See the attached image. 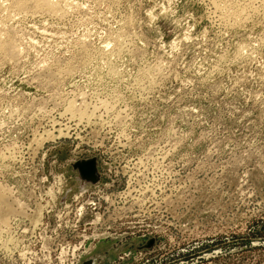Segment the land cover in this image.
I'll list each match as a JSON object with an SVG mask.
<instances>
[{"label": "rangeland", "instance_id": "rangeland-1", "mask_svg": "<svg viewBox=\"0 0 264 264\" xmlns=\"http://www.w3.org/2000/svg\"><path fill=\"white\" fill-rule=\"evenodd\" d=\"M16 1L0 264H264V0Z\"/></svg>", "mask_w": 264, "mask_h": 264}, {"label": "water", "instance_id": "water-1", "mask_svg": "<svg viewBox=\"0 0 264 264\" xmlns=\"http://www.w3.org/2000/svg\"><path fill=\"white\" fill-rule=\"evenodd\" d=\"M72 167L78 170L82 180L95 183L99 178L95 157L81 158L72 163ZM90 260H84L81 264H90Z\"/></svg>", "mask_w": 264, "mask_h": 264}, {"label": "bare ground", "instance_id": "bare-ground-1", "mask_svg": "<svg viewBox=\"0 0 264 264\" xmlns=\"http://www.w3.org/2000/svg\"><path fill=\"white\" fill-rule=\"evenodd\" d=\"M16 1V0H15ZM28 1L30 2H32L33 4V6H36V7H38V6H44L45 5V7L47 6L49 9H50V7L49 6H51L52 4H51V2H53L52 0L50 1V0H27V3H28ZM71 1V0H70ZM26 2V1H25ZM25 2H24V0H17L16 2H14L15 4L17 3V6H16V8L18 7V8H22V7H25L26 6V4H25ZM12 3V2H11ZM216 4V3H215ZM240 5V4H239ZM1 6V5H0ZM54 6V5H53ZM53 6H51V9H52V7ZM57 6V5H56ZM55 6V7H56ZM215 7V6H214ZM217 7V6H216ZM27 9V8H26ZM30 9V8H29ZM35 9V8H34ZM231 9V8H230ZM16 10V9H15ZM22 10V9H21ZM39 10V9H38ZM56 10V9H55ZM59 10V9H58ZM218 10V9H217ZM23 11V10H22ZM34 11V10H33ZM53 11V10H52ZM51 11V12H52ZM230 11V10H229ZM232 11V10H231ZM16 12V11H15ZM226 12V11H225ZM19 13V12H18ZM64 13V12H63ZM17 14V13H16ZM233 14V13H232ZM47 15V14H46ZM59 15V14H58ZM55 16V15H54ZM60 16V15H59ZM7 17V16H6ZM228 18V17H227ZM232 21V20H231ZM241 21V20H240ZM237 22V21H236ZM238 23V22H237ZM4 40V39H3ZM1 42H3V41H1ZM12 42V41H11ZM3 43H5V42H3ZM7 43V42H6ZM9 43H10V41H9ZM0 44H2V43H0ZM6 45V44H5ZM9 46H8V52L11 54V53H14L13 52V47L12 46H10L11 44H8ZM3 46V45H2ZM7 46V45H6ZM1 47V46H0ZM3 48V47H2ZM1 49V48H0ZM5 49V48H4ZM4 49H2V52H3V50ZM6 51V50H5ZM7 52V51H6ZM5 52V53H6ZM7 52V53H8ZM8 53V54H9ZM118 54V53H117ZM13 55V54H12ZM8 58V57H7ZM87 61V60H86ZM155 67V66H154ZM113 70V69H112ZM109 72V71H108ZM115 74V73H114ZM73 108V107H72ZM70 110V109H69ZM72 110V109H71ZM77 112V111H76ZM77 114H78V112H77ZM76 114V115H77ZM82 118V117H81ZM74 119V118H73ZM81 183L83 184V183H89V182H87V181H81ZM82 186V185H81ZM4 197V196H3ZM3 197H1V195H0V201L1 202H5L4 201V198ZM5 200H6V198H5ZM5 204H6V202H5ZM4 205V204H3ZM3 207V206H2ZM6 207V206H5ZM1 208V207H0ZM4 208V207H3ZM7 208V207H6ZM5 209V208H4ZM2 214V213H1ZM9 214V213H8ZM5 215V214H4ZM6 216V215H5ZM0 217H2V216H0ZM4 217V216H3ZM2 220H3V218H1ZM5 219V218H4ZM6 221V220H5Z\"/></svg>", "mask_w": 264, "mask_h": 264}]
</instances>
